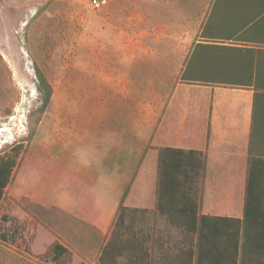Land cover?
Here are the masks:
<instances>
[{"label":"crops","instance_id":"crops-1","mask_svg":"<svg viewBox=\"0 0 264 264\" xmlns=\"http://www.w3.org/2000/svg\"><path fill=\"white\" fill-rule=\"evenodd\" d=\"M157 1L160 7L140 14L141 20L152 25L147 34L152 36L159 30L170 36L189 34L194 36L193 42L173 48L170 43L166 44V38L153 40L148 43L149 54L133 60L131 70L122 76L127 80V87L118 85L121 90L116 92L114 104L100 107L99 124L91 131L94 137L83 144L90 154L98 152V160L83 162L78 160L81 154L74 153L67 164L63 159L51 160L35 153L34 164H29L28 156L21 164L20 169L32 178L28 194L21 197L36 202L42 198L38 186L42 173L28 172L26 167H46L51 173V206L94 227L90 241H86L84 251L89 250L86 258L90 253L96 254L97 247L109 240L123 196V206L128 209L155 210L160 149L204 153L206 167L198 192L200 214L243 219L250 145L254 142L264 148V96L260 97L261 112L254 124L253 89L180 81L189 53L199 43L254 46V40L245 35L249 33L250 38H255L263 34L251 33L249 25L245 24L255 6L250 4L240 10L232 5L234 0H192L196 4L193 13L189 11L190 0ZM260 48L264 50L263 46ZM144 62L151 63L154 68L149 75L138 73ZM229 64H234V60L227 59L226 65ZM261 65L264 70V61ZM259 120L262 121L260 125L257 124ZM79 147L82 146L74 149ZM147 180H150L149 186ZM259 194L257 202L264 205V192L260 190ZM39 226L52 237L54 244L58 241ZM148 226L154 229V221ZM162 228V235L154 236L153 232L149 235L150 245L157 238L162 243L161 247L150 246V252L154 253V264H174L173 258L168 256L169 246L172 240L183 241L185 237L172 236L171 229L166 230L164 225ZM234 240L242 241V238L231 241ZM190 241L195 243L196 237ZM245 241L262 244L264 236H251ZM248 248L251 255L263 253L260 245ZM70 251L71 258L82 259L75 251ZM189 260L194 264L195 256L191 259L184 256L177 264H189Z\"/></svg>","mask_w":264,"mask_h":264},{"label":"rangeland","instance_id":"rangeland-1","mask_svg":"<svg viewBox=\"0 0 264 264\" xmlns=\"http://www.w3.org/2000/svg\"><path fill=\"white\" fill-rule=\"evenodd\" d=\"M97 1L0 0V54L12 76L1 69L0 157L33 152L70 164L75 153L81 154L75 155L78 160L95 162L98 152L90 154L83 144L94 137L100 107L113 105L119 86L127 87L122 76L133 60L149 54L153 40L166 38L173 48L193 42L189 34H147L152 25L140 14L160 7L157 0H100L105 2L100 8L94 6ZM36 66L46 72L53 97L32 138L41 106ZM37 167L26 171L42 173ZM30 185V174L19 169L6 189L0 207V264H57L52 237L17 204ZM68 264L94 263L74 256Z\"/></svg>","mask_w":264,"mask_h":264},{"label":"trees","instance_id":"trees-1","mask_svg":"<svg viewBox=\"0 0 264 264\" xmlns=\"http://www.w3.org/2000/svg\"><path fill=\"white\" fill-rule=\"evenodd\" d=\"M190 1L189 11L192 10L190 12L194 13L196 4ZM250 4L255 6V9L246 19L245 25H249L248 30L251 33L263 34L255 38H250L249 33L245 35L247 39H253L255 45L239 47L199 43L190 51L180 81L193 85L253 89L254 123L256 116L261 112L260 97L264 96V70L261 65L264 61V50L260 48L264 47V0H234L232 5L241 10ZM240 38L245 39L243 36ZM227 59H233L235 65H226ZM3 67L7 69L11 80V72L0 54V77ZM152 68L151 63L144 62L139 66L138 73L149 75ZM35 69L41 106L32 138L37 133L38 124L51 106L53 97V86L46 72L38 66ZM228 73L233 75L229 76ZM11 112L7 110L6 116ZM261 123L260 120L257 122L259 125ZM27 156L29 164H34L37 155L33 152H27L21 157L18 153L14 156L0 157V207L6 198V189L12 184L16 172L21 168L22 162L26 161ZM249 156L245 180L244 216L243 219H237L200 214L198 192L206 167L204 153L174 148L160 149L155 210L151 212L146 209H128L123 206L125 197L123 196L109 240L104 246L97 247L96 254L90 253L87 258L85 253L89 250L84 251L86 241H90L91 233L95 229L51 206L50 170L46 167L41 169L42 178L38 186L42 198L36 202L28 197H21L17 200V204L27 215L57 237L58 241L52 248L53 260L57 264L70 262L72 257L70 250L75 251L88 263L150 264L152 261L151 264H154L151 247L154 245L161 247L162 243L157 238L150 245L149 235L152 232L154 236L162 235L163 225L166 230L168 228L172 230V236L185 237L183 241L172 240L169 246L168 256L173 258L174 264L179 263L184 256L189 259L195 256L194 264H264V243L250 244L249 241H245L251 236H264V205L258 204L256 199L260 198V190L264 192V148L252 142ZM150 221H154V229L148 226ZM193 237H196L195 243L190 241ZM240 237L242 241H231ZM250 245H260L263 253L259 256L251 255L248 248ZM191 263L192 261L189 260V264Z\"/></svg>","mask_w":264,"mask_h":264},{"label":"built area","instance_id":"built-area-1","mask_svg":"<svg viewBox=\"0 0 264 264\" xmlns=\"http://www.w3.org/2000/svg\"><path fill=\"white\" fill-rule=\"evenodd\" d=\"M105 2H102V1H97L95 2L94 6L97 7V8H100L102 5H104Z\"/></svg>","mask_w":264,"mask_h":264}]
</instances>
